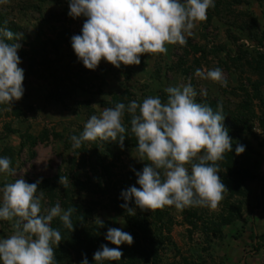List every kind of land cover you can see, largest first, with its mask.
Returning a JSON list of instances; mask_svg holds the SVG:
<instances>
[{
	"label": "rangeland",
	"instance_id": "obj_1",
	"mask_svg": "<svg viewBox=\"0 0 264 264\" xmlns=\"http://www.w3.org/2000/svg\"><path fill=\"white\" fill-rule=\"evenodd\" d=\"M214 4L186 45L167 44L166 53L144 54L139 65L116 68L101 60L95 71L86 69L72 48V37L82 33L86 18H71L68 0L0 4V28L22 33L17 43L25 90L11 109L0 105V157L9 158L14 169L13 175L0 173V189L20 178L28 184L40 181L41 214L57 203L65 211L75 209L73 231L59 217L51 223L54 229L59 223L65 228L58 247L53 245L57 264H82L84 257L95 264L101 231L120 228L130 233L129 222L140 230L148 226L147 236L134 232L142 248L157 249L158 264H264V228L256 227L264 220L258 212L259 200H264V0ZM215 68L222 70L227 87L195 76L196 69ZM188 83L197 92L196 102L214 112L222 105L232 148H245L240 155L232 149L217 162L228 191L216 209L166 206L141 211L133 199L128 208L135 214L130 215L121 207L126 203L121 193L139 187L136 173L150 162L141 161L136 151L127 106L150 96L166 103L168 87ZM117 103L126 106L123 148L97 139L73 149L71 137L82 134L89 118ZM186 167L191 172V165ZM2 195L0 191V204ZM12 233V222L0 220V239ZM135 238L132 245L124 244L127 251L137 246ZM135 259L142 264L141 256Z\"/></svg>",
	"mask_w": 264,
	"mask_h": 264
},
{
	"label": "clouds",
	"instance_id": "obj_2",
	"mask_svg": "<svg viewBox=\"0 0 264 264\" xmlns=\"http://www.w3.org/2000/svg\"><path fill=\"white\" fill-rule=\"evenodd\" d=\"M8 0H0V4ZM68 15L85 17L82 33L72 37L71 44L79 61L95 71L101 60L119 68L139 65L144 54H163L165 45L187 44L197 23L207 19L214 0H68ZM22 33L0 28V105L11 109L13 101L24 95V70L17 43ZM5 41H16L7 43ZM195 76L227 87V81L219 68L196 69ZM167 102L159 97H148L142 103L133 100L127 106L131 114V132L137 138L136 151L146 163L142 172H137V184L121 193L125 208L130 215L135 210L128 208L134 199L141 211H155L166 206L178 210L189 207L216 209L228 191L219 176L218 161L226 152L232 151V140L224 127L222 105L213 111L211 107L195 100L196 90L191 83L170 86L165 90ZM125 104L117 103L105 108L99 115H92L82 134L72 136V147L78 149L84 142L97 139L118 142L121 148L125 141L126 127L123 124ZM139 110V114H137ZM236 155L245 151L237 144ZM203 153V155H199ZM198 158V162L196 161ZM11 160L0 157V173L14 174ZM191 165V172L186 165ZM40 181L28 184L16 179L6 184L2 191L0 220L12 222L13 233L0 239V264H57L53 245L62 240L59 229L51 227L59 217L63 226L73 231L71 216L74 208L63 210L59 203L41 214L44 191L38 192ZM67 181L60 180V184ZM103 227V222L98 220ZM106 240L115 247L101 245L94 253L95 264L120 261L123 253L120 246L132 245L133 237L120 228H109ZM82 264H88L86 257Z\"/></svg>",
	"mask_w": 264,
	"mask_h": 264
},
{
	"label": "trees",
	"instance_id": "obj_3",
	"mask_svg": "<svg viewBox=\"0 0 264 264\" xmlns=\"http://www.w3.org/2000/svg\"><path fill=\"white\" fill-rule=\"evenodd\" d=\"M56 36H57V34H55V37ZM233 151L236 152L235 149H233ZM129 224H130L129 227L131 229L130 230L131 236H133L134 238L137 236V234H136V232H134V230L135 231L136 230L141 231L142 232V235H145V234H146V236L148 235V226L146 224H143V227H142L141 230L139 229V227H136V228H138V229H136L135 226L132 225L130 222H129ZM60 225H61V223H59V230H61V234H64L65 228H63V229L60 228ZM103 232L104 231H101V239L99 240V242L101 243V245H102V242L104 240V242L105 241L107 242V246L109 248L115 247V245H112L110 242H108L106 240V236H105L106 234H104ZM103 234H104V236H102ZM134 240L137 243V246L133 248L134 250L131 249L130 252L127 251V249L124 247V244L120 246V250L123 253V256H122L121 260L124 259V258H126L127 261H128L127 264H137V261L135 259V255L138 254L139 256H141V259H142V262L141 263L142 264H158V251H157V249H154V248H151V249H149V248L148 249L142 248L141 245H140V242H139V237H136ZM88 241L91 244H93V242H94L93 239H91V238H88Z\"/></svg>",
	"mask_w": 264,
	"mask_h": 264
},
{
	"label": "crops",
	"instance_id": "obj_4",
	"mask_svg": "<svg viewBox=\"0 0 264 264\" xmlns=\"http://www.w3.org/2000/svg\"><path fill=\"white\" fill-rule=\"evenodd\" d=\"M264 167V166H263ZM262 172H263V174H264V168L262 169ZM264 199V198H263ZM259 203L261 204V209L260 210H258V212H259V215L261 216V215H264V200H259ZM264 218V217H263ZM256 227L257 228H259V229H262V228H264V220L263 219H260V222H259V225L257 224L256 225ZM255 234V233H254Z\"/></svg>",
	"mask_w": 264,
	"mask_h": 264
}]
</instances>
